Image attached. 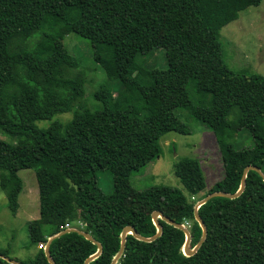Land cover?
<instances>
[{"label": "trees", "instance_id": "trees-1", "mask_svg": "<svg viewBox=\"0 0 264 264\" xmlns=\"http://www.w3.org/2000/svg\"><path fill=\"white\" fill-rule=\"evenodd\" d=\"M261 1L0 0V131L15 140L12 145L0 140V189L13 216L22 190L17 173L32 169L38 189V217L27 223L28 247L36 252L19 263L49 264L47 240L68 225L102 246L89 264H110L123 228L145 238L156 234L153 211L196 227L200 236L194 205L210 193H236L246 167L262 171L264 77L230 69L220 41L223 26ZM159 18L160 43L154 38ZM50 21L87 40L94 62L110 61L121 90L114 94L107 79L98 84L92 93L96 109L83 102L81 63L67 47L38 54L25 44L44 35ZM156 49L164 51L165 69L145 66ZM168 97L213 135L226 133L220 143L224 176L198 197L205 190L200 164L182 159L173 174L193 201L175 188L153 186L136 193L137 206H127L131 177L160 156L159 140L167 133L191 134L165 103ZM65 113H71L66 122L54 120L44 129L35 124ZM240 131L250 135L253 146L234 148L230 140ZM98 155L103 164L95 160ZM100 172L111 175L110 194L97 185ZM198 215L207 236L193 256L182 254L184 234L159 220L162 233L150 243L126 236L117 264H264V182L256 172L247 173L239 197L213 198ZM190 236L193 244L196 237ZM96 251L76 233L63 234L49 246L54 264H83ZM0 255L9 257L6 250ZM0 264L10 263L0 258Z\"/></svg>", "mask_w": 264, "mask_h": 264}, {"label": "rangeland", "instance_id": "rangeland-1", "mask_svg": "<svg viewBox=\"0 0 264 264\" xmlns=\"http://www.w3.org/2000/svg\"><path fill=\"white\" fill-rule=\"evenodd\" d=\"M163 21L156 20L154 38L160 43L162 39ZM40 36L35 35L25 41L30 47H36V52L42 54L44 51H60L67 47L69 51L80 60L81 68L77 71L83 73L84 97L83 102L94 110L98 104L93 100L92 93L98 84L108 80L114 94L121 90L120 84L115 81L112 66L108 59L104 65L96 63L92 57V48L89 42L76 35L70 34L69 27L57 23L47 22ZM53 35L54 39L49 40L47 35ZM220 41L223 47V57L227 66L236 72L247 74H258L264 77V0L256 6H250L238 13L234 21L229 22L220 31ZM106 58V57H104ZM145 66L165 69L166 59L162 49H156L145 59ZM191 99L194 94L191 85L187 87ZM165 103L174 109L175 115L191 129V134L180 135L167 133L159 140L161 154L151 163L143 167L131 177V186L126 197L127 206H137L136 193L140 190L153 186H168L181 191L190 201V198L180 182L173 174L174 165L182 159L197 160L202 169L205 190L198 195L201 196L220 181L224 176L222 157L220 154V143L225 134L219 131L216 135L204 125L193 120L188 112L177 107L175 100L168 97ZM71 118V113L56 115L51 120L36 122L40 129L46 128L52 121L60 120L66 122ZM0 140L7 144H14L15 140L10 139L0 131ZM234 148H248L253 146V140L246 131H240L230 140ZM99 164L104 160L99 155L95 157ZM264 174V166L262 169ZM22 182V190L18 197L19 208L16 215H12L6 207L5 194L0 189V250L8 251L10 259L17 262H24L33 258L35 250L28 247L27 223L38 217V189L32 169L21 170L17 173ZM99 189L104 194L112 191L111 175L108 172H100L96 178ZM146 212L147 209L139 207ZM167 213L173 215L175 209H167ZM80 225V224H79ZM77 223L73 226L80 228ZM189 233L194 234L195 240L190 248L194 247L201 236H198V229L188 226ZM200 229V228H199ZM39 248V246H38ZM45 248V247H44Z\"/></svg>", "mask_w": 264, "mask_h": 264}, {"label": "water", "instance_id": "water-1", "mask_svg": "<svg viewBox=\"0 0 264 264\" xmlns=\"http://www.w3.org/2000/svg\"><path fill=\"white\" fill-rule=\"evenodd\" d=\"M249 171L256 172L260 176L262 181L264 182V174L262 173V171L255 166H249L243 170L241 180H240V186H239V189L236 193H234V194H227V193H223V192L210 193L194 205L193 216H194V219H195L196 223L198 224V226L201 230L200 239L194 247L190 248L191 236H190L189 230L187 229V227L185 225H181V224H177V223L173 222L166 215H164L161 211H153L151 213L150 217H151L152 223L156 227V230H157L156 234L152 237L145 238V237L138 235L132 227L123 228V230L120 234L119 250H118L117 254L114 256V258L112 259L110 264H117L119 259L122 257L124 249H125V241H126L127 235H131L135 239L142 241V242H145V243H150V242L156 240L158 237H160V235L162 233V228L159 224V220H161L164 223L180 230L184 234L185 241H184V244L182 247V254L186 257L193 256L199 250V248L202 246V244L204 243L206 236H207V230H206V227L204 225V222L202 221V219L198 215V209L203 204L207 203L208 201H210L211 199L216 198V197H223L226 199H235V198L239 197L241 195V193L244 191L246 176H247V173ZM67 233H76V234L84 237L86 240L90 241L91 243H93L96 246L97 251L93 255L88 257L83 264H89L91 261L96 259L101 254L102 246L98 242L93 240L92 237L88 233L81 231V230H78L76 228H68V229H65L64 231L58 233L57 235H55V236H53L47 240V243H46L45 248H44V254H45V257H46L49 264H54L53 260L50 257V254H49V246H50L51 242L54 239L60 237L61 235L67 234ZM0 258L4 259L6 262H8L10 264H21L15 260L10 259L9 257L3 256V255H0Z\"/></svg>", "mask_w": 264, "mask_h": 264}, {"label": "built area", "instance_id": "built-area-1", "mask_svg": "<svg viewBox=\"0 0 264 264\" xmlns=\"http://www.w3.org/2000/svg\"><path fill=\"white\" fill-rule=\"evenodd\" d=\"M69 227H68V225H66V229H68ZM43 248V246L42 245H39V249H42Z\"/></svg>", "mask_w": 264, "mask_h": 264}]
</instances>
